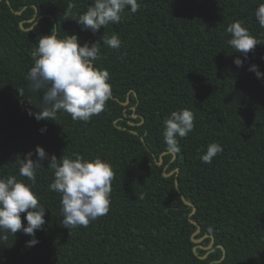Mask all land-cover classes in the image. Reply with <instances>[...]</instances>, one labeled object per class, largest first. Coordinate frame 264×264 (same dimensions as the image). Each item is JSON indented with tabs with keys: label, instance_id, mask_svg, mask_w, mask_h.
<instances>
[{
	"label": "trees",
	"instance_id": "16d2710c",
	"mask_svg": "<svg viewBox=\"0 0 264 264\" xmlns=\"http://www.w3.org/2000/svg\"><path fill=\"white\" fill-rule=\"evenodd\" d=\"M139 2L136 13L126 9L118 24L94 34L73 20L94 0L0 1V178L31 185L18 161L29 152L35 160L37 146L57 159L99 157L115 172L108 214L69 232L61 195L49 190L50 161H41L31 189L46 209L35 233L39 243L28 247L32 237L22 231L0 233V264H264V78L249 70L255 64L264 73V28L255 17L264 0ZM35 16L37 26L29 21ZM21 21L33 28L23 29ZM236 21L261 42L247 58L228 43L226 29ZM56 24L58 38L77 34L81 45L114 34L121 40L119 49L100 46L95 66L110 73L115 99L87 122L63 111L55 121L29 115L41 104L26 79L31 51L41 36L55 34ZM237 56L243 66L234 64ZM182 109L194 113L195 127L179 138L174 159L163 139L164 121ZM213 142L223 151L203 163ZM166 167L178 171L166 176ZM183 196L197 208L192 219L201 231L194 237H203V246L214 237L212 251L194 252L197 225Z\"/></svg>",
	"mask_w": 264,
	"mask_h": 264
},
{
	"label": "clouds",
	"instance_id": "9594fccd",
	"mask_svg": "<svg viewBox=\"0 0 264 264\" xmlns=\"http://www.w3.org/2000/svg\"><path fill=\"white\" fill-rule=\"evenodd\" d=\"M74 6L70 4L69 8ZM139 8V0H94L85 13L73 20L81 26V31L90 30L95 34L102 26L118 24L126 9L136 13ZM255 17L260 27L264 28V4L256 8ZM226 30L231 34L230 46L245 58L261 44L239 21L231 23ZM101 45L119 49L121 40L114 34L81 45L77 34H67L63 39L53 33L41 36L38 46L31 51L34 64L26 76L29 90L40 94L41 104L39 107L34 105L38 111H29V115L37 121H55L57 113L63 111L70 114L73 120L87 122L104 111L112 95V86L108 82L110 73L95 66V62L101 59ZM243 63L239 56L234 59L238 67ZM249 70L258 79L264 78L257 65H251ZM194 121V113L188 109L173 111L164 121L163 139L170 152L181 151L179 138H185L193 131ZM45 131L46 128L41 129L42 133ZM222 151L223 147L213 142L203 151L201 161L209 164ZM35 154V160L32 159L33 153L29 152L18 161L20 176L31 181V185L17 180L15 176L0 178V233L14 235L22 231L32 237L26 242L28 247L39 243L35 233L45 223L46 209L31 189L36 183L41 161L46 159L50 161L48 168L54 173L49 190L61 195L63 227L69 232L78 227L86 228L90 222L108 214L111 182L115 177L110 163L99 157L85 160L78 153L57 159L54 154L49 157L41 146L36 147ZM22 213H26V225L22 223Z\"/></svg>",
	"mask_w": 264,
	"mask_h": 264
},
{
	"label": "water",
	"instance_id": "95a60500",
	"mask_svg": "<svg viewBox=\"0 0 264 264\" xmlns=\"http://www.w3.org/2000/svg\"><path fill=\"white\" fill-rule=\"evenodd\" d=\"M1 1V0H0ZM17 14H21L23 11H15ZM37 12H38V10H37ZM37 14V13H36ZM38 15V14H37ZM44 16H47V14H44V15H42V16H39V19L40 18H42V17H44ZM30 22H33V21H35V18H32V19H30L29 20ZM38 21V20H37ZM24 22L25 21H21V23H20V25H21V27L23 28V29H32L33 28V26H31L30 28H26L25 26H24ZM57 30H58V26H57V24H56V31H55V34H57ZM135 94H136V92H134ZM111 98H113V99H115V97H114V95L112 94L111 95ZM130 102V98H128V100L126 101V102H123V104L124 105H126V104H128ZM133 110H136V107H133ZM138 115L137 114H133V117H137ZM143 121H144V117H142V121L140 122V124L141 123H143ZM117 122L118 121H115V123L117 124ZM118 125V124H117ZM119 128H123V127H121V126H118ZM169 151H164L163 153H162V155H161V157H160V160L158 161V163L160 164V165H162L163 164V156L165 155V154H167ZM174 154V159L176 158V153H173ZM166 169H167V167L165 168V171H164V174L166 175V176H171V175H173L176 171H178V169H176V170H173V171H171V172H166ZM176 183H177V187L179 188V186H178V181H176ZM183 199H184V201H185V203L186 204H188V205H190V206H192L193 207V210H192V212L189 214V216H190V221L194 224V225H197V231L193 234V237H192V239H193V241L196 243V246L194 247V252L196 253V254H199L198 253V248L199 247H204V248H206V249H208V250H213V247H214V244H215V238L214 237H212L213 238V240H212V242H211V244L210 245H208V246H203L202 244H201V242H202V240H203V237L202 238H199V239H197V238H195L194 237V235L195 234H198L200 231H201V227H200V225L197 223V221L196 220H194V219H192V216H193V214L196 212V210H197V208L194 206V204L191 202V201H188L184 196H183ZM222 249H223V252H224V256H223V258L220 260V261H222V260H224V258L226 257V248H225V246L224 245H219ZM210 251V252H211ZM210 252H208V253H206L205 255H201V257L202 258H206L208 255H209V253Z\"/></svg>",
	"mask_w": 264,
	"mask_h": 264
},
{
	"label": "bare ground",
	"instance_id": "6f19581e",
	"mask_svg": "<svg viewBox=\"0 0 264 264\" xmlns=\"http://www.w3.org/2000/svg\"><path fill=\"white\" fill-rule=\"evenodd\" d=\"M34 18H36V16Z\"/></svg>",
	"mask_w": 264,
	"mask_h": 264
}]
</instances>
